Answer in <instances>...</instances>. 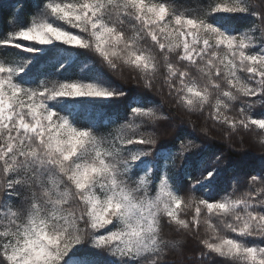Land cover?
Here are the masks:
<instances>
[{
	"label": "snow or ice",
	"instance_id": "1",
	"mask_svg": "<svg viewBox=\"0 0 264 264\" xmlns=\"http://www.w3.org/2000/svg\"><path fill=\"white\" fill-rule=\"evenodd\" d=\"M34 7L0 32V264H176L188 238L192 264H264V169L218 189L223 155L160 141L170 117L149 99L121 110L113 80L127 71L225 139L264 143V0ZM86 55L99 66L73 77Z\"/></svg>",
	"mask_w": 264,
	"mask_h": 264
},
{
	"label": "trees",
	"instance_id": "2",
	"mask_svg": "<svg viewBox=\"0 0 264 264\" xmlns=\"http://www.w3.org/2000/svg\"><path fill=\"white\" fill-rule=\"evenodd\" d=\"M260 0H257L259 3ZM38 3V0H0V32H6L9 29L10 20L16 15L20 5H23L19 15L22 19L27 20L29 15L36 9L34 5ZM180 6H192L195 0H177ZM242 27L247 25L243 22H238ZM96 61L97 66L99 62L95 56L86 55L81 56L80 60L73 65L70 72L73 77L79 76L80 67L82 63H91ZM130 73L125 71L123 74L113 76V80L119 86H121L126 92L129 93L127 99L122 100L120 109L132 99H149L155 104L160 105L161 110L170 117L166 122H162L158 126V137L160 141H175L177 137L179 139H195L208 152H215L217 155H223V170L222 175L217 183V188L230 189L235 178L244 177L247 173L255 174L261 169H264V143H262L257 134L247 133L241 136H233L231 140H227L223 136V129H219V126L213 128L211 122H205L203 117L192 114L189 115L177 108L172 100L166 95L157 92L155 88L152 91L145 89L141 81L130 78ZM108 112H114L117 109L115 107L106 109ZM97 119L103 117L96 114ZM112 127V126H109ZM205 129L208 134L205 135ZM109 128L101 127L100 131H108ZM179 164V161H177ZM179 172L180 169L178 168ZM196 196H201L203 193L197 192ZM174 239H179L175 237ZM199 251L196 242L191 238H188L181 248L173 250L168 260L177 262V256H180L183 264H192L189 257L194 256ZM216 264V262H214Z\"/></svg>",
	"mask_w": 264,
	"mask_h": 264
},
{
	"label": "rangeland",
	"instance_id": "3",
	"mask_svg": "<svg viewBox=\"0 0 264 264\" xmlns=\"http://www.w3.org/2000/svg\"><path fill=\"white\" fill-rule=\"evenodd\" d=\"M177 262H178V264H180V262H182L180 256H177Z\"/></svg>",
	"mask_w": 264,
	"mask_h": 264
}]
</instances>
